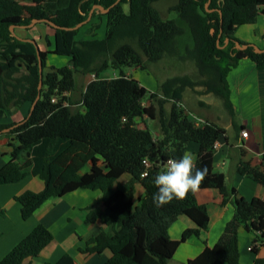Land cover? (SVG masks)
I'll list each match as a JSON object with an SVG mask.
<instances>
[{
	"label": "trees",
	"instance_id": "trees-1",
	"mask_svg": "<svg viewBox=\"0 0 264 264\" xmlns=\"http://www.w3.org/2000/svg\"><path fill=\"white\" fill-rule=\"evenodd\" d=\"M159 1L0 0V141L9 140L12 157L0 169V185L28 176L44 182L41 192L15 197L24 220L52 198L81 189L101 191L105 208L88 209L85 220L100 221L111 232L92 237L80 252L110 250L106 264H170L182 242L209 226L208 210L198 204L196 191L216 189L221 204L234 207L233 218L215 246L189 264H240L239 229L264 236V200L240 197L236 188L227 186L225 175L214 171V144L225 129L208 120L196 126L175 102H183L187 90L199 97L213 95L235 118L229 73L242 60L264 69V48L235 35L241 26L258 23L264 0H173L168 7L177 14L173 20L163 18L155 7ZM124 5H129V13ZM97 16L107 17L105 37L76 41L79 30ZM38 23L55 32L52 51H41L34 40L16 34L17 29L28 30ZM186 34L193 45L184 48L181 40ZM47 43L52 45L50 40ZM50 53L69 57L70 65L46 72ZM165 57L193 62L197 74L168 78L149 93L125 72L145 70ZM108 70L119 75L103 79ZM92 73L96 78L83 85L80 78ZM148 94L150 104L145 106ZM26 103L31 109L25 119L1 122ZM145 118L153 120L154 130L138 126V120ZM190 143L199 146L196 166L205 170L203 181L183 199L155 205L156 174L169 159H179ZM262 162L261 169L240 161L236 172L264 187V154ZM124 174L131 177L126 184L119 181ZM136 184L144 188L137 202ZM0 215H6L1 207ZM182 215L197 228L175 241L169 229ZM53 240L52 232L39 224L0 264H26ZM252 251L258 255L259 248ZM55 264H72V260L65 255ZM253 264H264V258L256 256Z\"/></svg>",
	"mask_w": 264,
	"mask_h": 264
},
{
	"label": "crops",
	"instance_id": "crops-1",
	"mask_svg": "<svg viewBox=\"0 0 264 264\" xmlns=\"http://www.w3.org/2000/svg\"><path fill=\"white\" fill-rule=\"evenodd\" d=\"M165 2H168V10L173 0ZM123 7L125 12L129 13V5ZM262 11L257 24L241 26L235 35L240 40L254 43L260 48H264V7H262ZM96 25L101 26L98 31L102 30V33L96 32L97 34H95ZM106 30L107 17L97 16L79 30L75 40L81 42L96 37L103 39ZM81 31L82 35L79 36ZM90 32H93L96 37L90 38L88 36ZM16 34L20 38L34 40L41 51L49 52L54 49L55 32L43 23H38L28 30L17 29ZM189 39L191 38L188 34L183 37L182 47H186ZM48 40L51 41V46L48 45ZM51 57H60L61 59L57 60L58 64H54L51 62ZM70 61L69 57L50 53L48 54L46 72L52 71V68L69 66ZM107 73L111 78L112 75L117 77L112 70H108ZM90 77L89 75L84 77L85 86L92 80ZM227 80L236 119L232 120L229 131L225 130L226 134L218 140L219 148L214 152V171L223 173L226 184L230 188H236L240 197L248 200L257 197L264 200V187L236 172L240 161L250 162L254 167L263 168L264 69L257 70L252 61L242 60L238 67L229 73ZM155 91L151 90V92ZM202 98L197 99L196 105H192L185 95L183 103H187L191 110L196 111L192 114L218 124V117L212 116L206 111L210 105ZM30 109L31 104L26 103L17 112L8 114L1 122L19 123L27 117ZM243 130L248 131L247 138L241 136ZM8 142L7 138L0 141V169L12 159ZM198 150L197 144L190 143L188 145V151L195 154L196 160ZM86 170H89V166ZM130 178V175L124 174L119 181L126 184ZM228 181H230L229 184ZM44 187V182L38 176H28L16 183L0 185V207L6 210L5 216L0 215V261L37 225L43 224L52 232L54 240L38 257L26 260V264H55L65 255L70 256L72 264H106L112 256L110 250H105L101 254L80 252V249L84 248L92 237L102 231L111 232V228L100 221L89 224L85 220L88 209L105 208L103 193L99 190L81 189L61 198H52L44 202L30 218L24 220L21 214V205L15 200V197L26 191L41 192ZM135 189V202H137L138 198L143 195L144 188L140 184H136ZM195 195L198 204L205 205L208 210L209 226L206 230H201L198 237H191L182 242L170 264H189L190 260L202 254L207 247H214L226 225L233 218L234 207L231 204L225 206L221 204L222 197L218 190H197ZM195 228H197L196 224L188 216L182 215L170 227L169 234L172 240L181 241L188 230ZM238 245L240 264H253L256 256L264 258V236L241 228L238 232ZM251 247L259 248L258 255L249 249Z\"/></svg>",
	"mask_w": 264,
	"mask_h": 264
},
{
	"label": "rangeland",
	"instance_id": "rangeland-1",
	"mask_svg": "<svg viewBox=\"0 0 264 264\" xmlns=\"http://www.w3.org/2000/svg\"><path fill=\"white\" fill-rule=\"evenodd\" d=\"M165 1H167V0L159 1L157 4H155V7L160 9L164 19H169V20L176 19L177 18L176 12H171V11L167 10V3L168 2H165ZM100 28H101V26L97 25L95 34H97L96 32L102 33V30L98 31V30H100ZM82 31L79 33V36L82 35ZM88 36L90 38L96 37L93 32H90V34ZM189 40L190 41L187 43L186 47H191L193 45L192 40L191 39H189ZM58 59H61V58L60 57H51V62L54 64H58L57 63ZM112 71H114V70H112ZM107 72L108 71H105L101 75V77L103 79H109V80L113 79L114 75H112L113 77L111 78V76H108L109 74ZM125 72L127 73L128 76L133 77L142 86H144L149 91V93H153V92H151V90L157 91L159 84L164 82L168 78H171L174 76H179V75H185V74L195 76L197 74L195 64L193 62L181 61L178 58H174V57H165L162 61H160L158 63H151V64H149L148 68L145 70H142L139 68H127L125 70ZM114 74L118 76L119 72L114 71ZM88 75L91 76L90 79H92V80L95 79V77H96L95 73L88 74ZM84 77H86V76H84ZM84 77L80 78L81 81L83 82V85L86 84L84 82L85 81ZM185 95L192 105H196L197 99H199V98L201 99V97L197 96V94H194L190 90H187ZM202 100L206 101L210 105V107H208V109H206V111H208V113L210 115L218 117L219 121H218L217 125L224 128L225 130L229 131L230 126L232 124V120H233L232 118L233 117L228 113V111L224 107L222 101L220 99H217L213 95H208L205 97L203 96ZM149 101H150V95L148 94V96L144 99L143 104L145 106H149L148 105ZM185 104H186L188 111L190 109L191 113L192 112L196 113V111L194 112V110H191V108L187 105V103H185ZM152 122H153V120H151L149 118L139 119L138 126H140L142 128L154 130L153 128H154L155 123H152ZM191 146H195V145H191ZM229 182L230 181H228V184H229Z\"/></svg>",
	"mask_w": 264,
	"mask_h": 264
},
{
	"label": "clouds",
	"instance_id": "clouds-1",
	"mask_svg": "<svg viewBox=\"0 0 264 264\" xmlns=\"http://www.w3.org/2000/svg\"><path fill=\"white\" fill-rule=\"evenodd\" d=\"M205 174V170L197 168L196 156L191 151H185L179 159L168 160L153 180L157 189L153 195L154 204L163 206L195 192Z\"/></svg>",
	"mask_w": 264,
	"mask_h": 264
},
{
	"label": "built area",
	"instance_id": "built-area-1",
	"mask_svg": "<svg viewBox=\"0 0 264 264\" xmlns=\"http://www.w3.org/2000/svg\"><path fill=\"white\" fill-rule=\"evenodd\" d=\"M96 78V77H95ZM94 80V79H93ZM93 80H91V81H93ZM90 81V82H91ZM65 95H67V94H65ZM52 102L53 103H56L57 102V98H53L52 99ZM175 102V101H174ZM176 103V105H177V107L178 108H181V109H183L184 111H185V113L189 116V118L194 122V124L196 125V126H203V125H205V124H207V120H205V119H203V118H201V117H199V116H197V115H194V114H192L191 112H189L188 110H187V107L185 106V104L183 103V102H181V101H179V102H175ZM64 105H66V106H68V102H66V101H64ZM248 131H246V130H243L242 132H241V136L243 137V138H247L248 137ZM219 148V143H218V141L214 144V152L217 150ZM170 160V159H169ZM144 164L147 166V167H149L150 166V161L148 160V159H145L144 160ZM166 164H167V162L164 164V166H166ZM144 176L145 175H147V173H145V174H143ZM250 250H252L253 249V247H251V248H249Z\"/></svg>",
	"mask_w": 264,
	"mask_h": 264
},
{
	"label": "water",
	"instance_id": "water-1",
	"mask_svg": "<svg viewBox=\"0 0 264 264\" xmlns=\"http://www.w3.org/2000/svg\"><path fill=\"white\" fill-rule=\"evenodd\" d=\"M14 28L12 27L11 30H13ZM40 69H41V72H42V66L40 65ZM33 108V107H32Z\"/></svg>",
	"mask_w": 264,
	"mask_h": 264
}]
</instances>
